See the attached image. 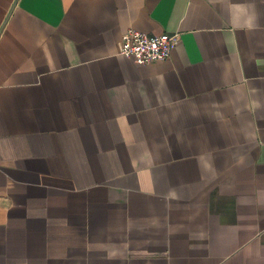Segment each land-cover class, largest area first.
I'll list each match as a JSON object with an SVG mask.
<instances>
[{"label":"crops","instance_id":"obj_1","mask_svg":"<svg viewBox=\"0 0 264 264\" xmlns=\"http://www.w3.org/2000/svg\"><path fill=\"white\" fill-rule=\"evenodd\" d=\"M0 264H264V0H0Z\"/></svg>","mask_w":264,"mask_h":264},{"label":"built area","instance_id":"obj_2","mask_svg":"<svg viewBox=\"0 0 264 264\" xmlns=\"http://www.w3.org/2000/svg\"><path fill=\"white\" fill-rule=\"evenodd\" d=\"M178 40V34H150L130 28L120 38L118 54L137 65L168 59Z\"/></svg>","mask_w":264,"mask_h":264}]
</instances>
